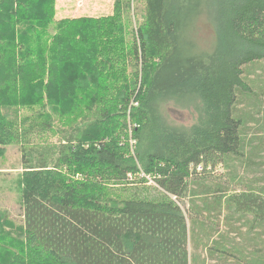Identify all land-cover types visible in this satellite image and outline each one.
Wrapping results in <instances>:
<instances>
[{
	"label": "trees",
	"instance_id": "1",
	"mask_svg": "<svg viewBox=\"0 0 264 264\" xmlns=\"http://www.w3.org/2000/svg\"><path fill=\"white\" fill-rule=\"evenodd\" d=\"M55 1L0 0V170L18 147L23 210L0 264H264V0L61 20Z\"/></svg>",
	"mask_w": 264,
	"mask_h": 264
},
{
	"label": "rangeland",
	"instance_id": "2",
	"mask_svg": "<svg viewBox=\"0 0 264 264\" xmlns=\"http://www.w3.org/2000/svg\"><path fill=\"white\" fill-rule=\"evenodd\" d=\"M115 0H56L55 1V19L61 20L65 18H99L112 14ZM192 7V5H190ZM141 8V5L138 6ZM189 14L191 12H188ZM134 21V20H133ZM182 29L185 26L182 25ZM214 29L210 21L201 18L197 23L196 37L194 33H189V39L195 44L190 50L197 52L202 51L209 53L215 45ZM185 44H179L183 49ZM167 121L177 125L189 127L196 122V113L194 110L178 109L171 104H165L162 107ZM52 140H55L52 138ZM21 153L18 147L10 146L6 148L2 159V170H0V215L5 212L12 222V227H6L0 220L2 231H14L15 227L23 223V210L21 203V192L19 188L21 170ZM212 171L209 175H221L223 168L221 166L208 167ZM251 175L253 176L252 178ZM255 177V173H245L244 180L251 181ZM256 178V177H255Z\"/></svg>",
	"mask_w": 264,
	"mask_h": 264
},
{
	"label": "built area",
	"instance_id": "3",
	"mask_svg": "<svg viewBox=\"0 0 264 264\" xmlns=\"http://www.w3.org/2000/svg\"><path fill=\"white\" fill-rule=\"evenodd\" d=\"M132 144H133V142H132ZM139 177H141V178H147L149 184L153 183V182L150 180L149 176H145L142 172L139 174ZM128 178H129V180H132V175H131V174H128Z\"/></svg>",
	"mask_w": 264,
	"mask_h": 264
},
{
	"label": "bare ground",
	"instance_id": "4",
	"mask_svg": "<svg viewBox=\"0 0 264 264\" xmlns=\"http://www.w3.org/2000/svg\"><path fill=\"white\" fill-rule=\"evenodd\" d=\"M249 217V216H248Z\"/></svg>",
	"mask_w": 264,
	"mask_h": 264
}]
</instances>
